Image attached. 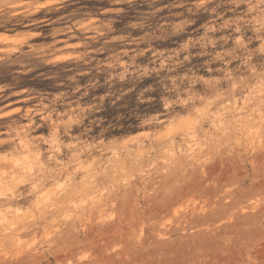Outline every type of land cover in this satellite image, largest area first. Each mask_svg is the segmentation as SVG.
Here are the masks:
<instances>
[{
    "label": "clouds",
    "instance_id": "1",
    "mask_svg": "<svg viewBox=\"0 0 264 264\" xmlns=\"http://www.w3.org/2000/svg\"><path fill=\"white\" fill-rule=\"evenodd\" d=\"M0 264H264V0H0Z\"/></svg>",
    "mask_w": 264,
    "mask_h": 264
}]
</instances>
